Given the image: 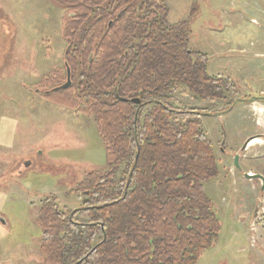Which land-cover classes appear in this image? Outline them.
<instances>
[{
	"label": "trees",
	"instance_id": "trees-1",
	"mask_svg": "<svg viewBox=\"0 0 264 264\" xmlns=\"http://www.w3.org/2000/svg\"><path fill=\"white\" fill-rule=\"evenodd\" d=\"M51 1L73 12L75 0ZM116 1L127 11L102 35L96 23H65L67 47L94 52L65 53L38 82L51 104L92 118L106 163L70 191L80 210H61L52 195L42 201V264H196L220 229L203 187L220 167L200 121L211 110L175 95L223 101L233 87L207 73L205 54L188 50V19L170 24L161 2L134 11L133 2ZM67 69L70 86L55 91Z\"/></svg>",
	"mask_w": 264,
	"mask_h": 264
},
{
	"label": "rangeland",
	"instance_id": "rangeland-1",
	"mask_svg": "<svg viewBox=\"0 0 264 264\" xmlns=\"http://www.w3.org/2000/svg\"><path fill=\"white\" fill-rule=\"evenodd\" d=\"M161 2L170 24L189 20L188 50L206 54L209 75L230 81L229 101L264 94V0ZM62 17L51 0H0V264H42L35 223L42 201L52 195L61 210H75L80 202L70 191L106 168L92 118L51 104L37 89L63 65ZM175 98L212 113L225 106L183 91ZM248 103L200 117L220 167L203 185L220 229L196 264H264V183L242 176H264V102ZM249 138L257 143L241 152ZM234 151L241 171L232 167Z\"/></svg>",
	"mask_w": 264,
	"mask_h": 264
},
{
	"label": "flooded vegetation",
	"instance_id": "flooded-vegetation-1",
	"mask_svg": "<svg viewBox=\"0 0 264 264\" xmlns=\"http://www.w3.org/2000/svg\"><path fill=\"white\" fill-rule=\"evenodd\" d=\"M129 2H133L131 7H130V10L134 9V11H135V9H136L137 11H140V10L143 9V7H147L146 5H149L150 3H153V2L158 3V2H161V0H134V1L128 0L127 4ZM134 3H135V5L133 6ZM161 3H163V2H161ZM71 7L73 8V12L68 13V14L65 13V11L62 8L59 7L61 9V11L63 12V17H62L63 21H64L63 30H64L65 23H67V22L84 21L85 24L86 23H91L90 26H93V24L96 23V27L98 28V30L99 29L101 30L100 35H102V31H104V28L110 27L111 24L116 19L121 18L122 15H124L125 12L127 11V5L125 7H122L119 4H117L116 0H75V3L72 4ZM76 12H80V13H76ZM104 22L106 23L105 26H104ZM76 27L77 26H74V28H76ZM78 38L80 39V37H77V40H78ZM62 39H63L62 43H64V46L62 48L63 49V56H64L65 53H68L69 51H72L74 53H86V54L87 53L91 54V53L94 52L93 49H90V48H88L86 46H83L82 43H78L77 44L78 46L74 47L72 50L69 49V47H67L68 43H66L67 39L64 37V31L62 33ZM132 46H133V43L130 44V47H132ZM125 52H127V51L124 50V53ZM62 60H63V58H62ZM216 77H218V76H216ZM231 93H235V92H233V90H232ZM254 97H256L260 102H262V101L264 102V94L263 93H260L259 95H256ZM248 99H250V98H248ZM248 99L245 98V97H240V98L233 99V100H230V101L229 100L219 101V103H221L222 105L224 103L225 106L223 105V108L221 110H219V113H214L213 112V113H210V115H213V114L214 115L215 114L218 115L219 114V117L220 116L223 117L226 113L230 112V110H232L237 105V103H244V104L248 103L247 102ZM248 104H250V103H248ZM220 145H221V147H219L220 148L219 152L221 154H225L226 155V151H225V148L223 146L224 143L222 141L220 142ZM242 146H243V144H242ZM242 146H240L241 147L240 151L244 152V151L247 150V147L249 146V144L247 146H245L244 149H242ZM238 150H239V148H238ZM237 151L233 152L232 159H231L232 160L231 164H232V167H233L234 170L241 171L240 168H239V164H238V161L240 160V158L237 161L238 169L236 168V166L234 164V160H233L235 155H238ZM26 163H28L27 166H29L30 163L29 162H26ZM245 174H248V173H246V172L242 173V176L244 178H245ZM250 175H259V176H261L263 178V181H264V176L261 175V174H258V173L255 174L254 173V174H250ZM245 179H247V178H245ZM250 180H256L257 182L261 183V180L259 178H252ZM80 209L81 208L78 207V208H76L73 211L80 210ZM0 221L3 222L1 219H0ZM78 223L80 224L81 220H79Z\"/></svg>",
	"mask_w": 264,
	"mask_h": 264
},
{
	"label": "water",
	"instance_id": "water-1",
	"mask_svg": "<svg viewBox=\"0 0 264 264\" xmlns=\"http://www.w3.org/2000/svg\"><path fill=\"white\" fill-rule=\"evenodd\" d=\"M65 80L66 81H65L64 84H62L61 86L55 88L54 90L55 91H57V90H64V89H67L70 86V73H69V70L68 69H67V75H66V79ZM120 101L126 102L125 99H120ZM256 101H259L256 97H253V98L251 97L250 99L247 100V102H249V103L256 102ZM131 102L134 103V104H136V105L140 104V102H139L138 99H132ZM253 139L254 138L247 139L245 141V143L243 144L242 149H244L245 146H247ZM238 159H239V156L238 155H235V157H234L233 160H234V164H235L236 168H238V164H237ZM27 165H28V163L25 164V166H27ZM245 178H247V179L259 178L261 180V182L264 183L263 178L261 176H259V175L245 174Z\"/></svg>",
	"mask_w": 264,
	"mask_h": 264
},
{
	"label": "bare ground",
	"instance_id": "bare-ground-1",
	"mask_svg": "<svg viewBox=\"0 0 264 264\" xmlns=\"http://www.w3.org/2000/svg\"><path fill=\"white\" fill-rule=\"evenodd\" d=\"M253 143H257V141H252V142L250 143V145L253 144Z\"/></svg>",
	"mask_w": 264,
	"mask_h": 264
}]
</instances>
